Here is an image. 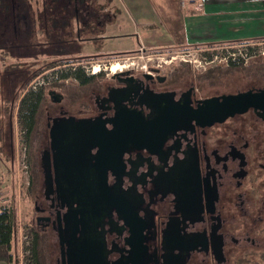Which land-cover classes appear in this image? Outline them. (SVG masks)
<instances>
[{
  "label": "flooded vegetation",
  "instance_id": "flooded-vegetation-1",
  "mask_svg": "<svg viewBox=\"0 0 264 264\" xmlns=\"http://www.w3.org/2000/svg\"><path fill=\"white\" fill-rule=\"evenodd\" d=\"M38 1L6 0L0 35L11 52L28 38L31 24L43 38L35 46L54 57L123 59L143 49L102 51L111 38L105 27L120 13L108 9L111 0H41L37 11ZM82 69L95 76L92 83L97 79ZM175 71L112 70L77 115L61 104L65 95L47 91L57 108L46 110L43 182L41 156L50 149L53 121L84 119L93 130L86 126L83 140L70 130L66 147L83 154L85 163L74 154L71 177L56 179L51 155L50 172L54 182H85L93 189L58 195L54 187L34 198L41 264H229L247 256L249 243L256 245L253 235L264 230V111L251 108L211 125L183 120L204 100L264 86L204 94L210 82ZM137 114L145 119L144 135L131 118ZM112 119H118L114 131ZM164 119H171L168 129ZM77 199L85 200L83 212ZM21 234L24 259L34 239Z\"/></svg>",
  "mask_w": 264,
  "mask_h": 264
},
{
  "label": "rangeland",
  "instance_id": "rangeland-1",
  "mask_svg": "<svg viewBox=\"0 0 264 264\" xmlns=\"http://www.w3.org/2000/svg\"><path fill=\"white\" fill-rule=\"evenodd\" d=\"M30 1L33 0L24 2L28 5ZM38 2L37 11L42 9L41 0ZM176 6L177 1L175 0H167L163 3L157 0H111L108 9L112 10L114 7L120 9L123 19L129 22V32L134 34L118 41L103 43L106 47L102 50L103 52L137 49L138 40L150 33L156 39L164 35L173 42L168 45L169 47L164 46L160 49H150L144 45L139 54L123 59L82 57L77 61L75 57L67 59L65 55L63 57L50 56L41 51L38 46H34L43 38L38 35L39 31L33 24L27 31L28 38L19 40L18 50L11 52L6 45L0 44L5 50L0 49V206L4 205L14 209L17 215V227L34 218V198L43 194L44 183L40 168V155L46 142V110L57 108L50 103L47 97L39 113L37 128L27 147L17 122L19 100L13 108L11 103L14 99L13 89L21 85L30 76L29 74L39 70L25 89L43 85L45 93L55 90L65 95L61 104L65 106L69 115H77V111L82 109L80 104H88L89 95L92 91L97 93L98 86H105L112 70L116 72V66L122 70L138 69L142 72L147 67L155 66L160 69L161 74L176 70L175 74L183 73L184 76L197 73L202 76V79L210 82L205 87L204 94L235 93L252 86H264V37L238 44L202 46L180 44L183 35L182 21ZM202 8V4L196 5L197 11ZM33 12L32 9L31 17H33ZM2 17L3 14L0 12V18ZM150 24H154L155 27L150 28ZM232 62L238 65L232 66ZM47 65L50 66L47 67ZM71 67H82L89 73L93 71L94 75L99 76L100 73L104 75L101 78L97 76V79L88 86H79L69 79L67 81L56 80V72ZM184 69H189L191 73H185L188 71H183ZM22 94L20 93L19 96L21 97ZM31 195L33 200L29 198ZM252 238L256 245L251 247L249 243L247 256L232 259L229 264H264V230L254 234ZM22 242L20 230L17 236L20 263L23 259Z\"/></svg>",
  "mask_w": 264,
  "mask_h": 264
},
{
  "label": "crops",
  "instance_id": "crops-1",
  "mask_svg": "<svg viewBox=\"0 0 264 264\" xmlns=\"http://www.w3.org/2000/svg\"><path fill=\"white\" fill-rule=\"evenodd\" d=\"M167 0H157L166 2ZM174 1V0H173ZM181 17L182 40L180 44L202 46L213 44H238L264 37V0H175ZM202 4L197 11L196 5ZM118 5V4H117ZM120 13L107 25L108 40L118 41L131 36L128 20ZM154 28V24L149 25ZM167 36L156 39L151 33L138 40V48L147 45L160 49L173 44ZM178 44V43H176ZM126 50V49H124ZM0 264H9L0 262Z\"/></svg>",
  "mask_w": 264,
  "mask_h": 264
},
{
  "label": "water",
  "instance_id": "water-1",
  "mask_svg": "<svg viewBox=\"0 0 264 264\" xmlns=\"http://www.w3.org/2000/svg\"><path fill=\"white\" fill-rule=\"evenodd\" d=\"M251 108L264 111V89L256 91L248 90L237 94L212 97L204 100L201 102V105L198 106L197 110L191 112V115H186L183 121L185 122L189 119V121L195 120L196 123H198L199 120L206 119V125H211L213 123L223 122L226 118L232 117L236 114H243ZM131 118L136 120L137 131L144 135L148 130V128H146L145 119L139 116V114L136 116L132 115ZM117 120L118 119H112V131L115 129ZM91 124L92 123L87 122L84 119L75 121L74 118H60L59 120L53 121L52 126L49 129L50 149L44 151L41 156L44 173V193L46 195L49 193L51 194L54 187L58 195L67 194L70 190L76 195L84 196L86 194H91L93 187L89 186L87 183L70 182L69 184V182H54L50 172V157L52 155V162L55 170L54 177H56V179L71 177V172L73 170L71 167L75 166L76 162L70 163V157L76 153H72L70 149L66 147L67 133L70 132V130H73L76 132L75 138L83 140L86 134L85 131H88L86 126L90 130H93V128L89 127ZM170 124L171 119H164V126L167 129L170 127ZM100 129L101 131L106 132L103 127ZM56 149L58 151H56ZM76 156L81 164L85 163V156L83 154H76ZM75 202L78 204L79 211L83 212V203L85 200L77 199Z\"/></svg>",
  "mask_w": 264,
  "mask_h": 264
},
{
  "label": "trees",
  "instance_id": "trees-1",
  "mask_svg": "<svg viewBox=\"0 0 264 264\" xmlns=\"http://www.w3.org/2000/svg\"><path fill=\"white\" fill-rule=\"evenodd\" d=\"M5 4L6 0H0V7L2 6L0 12L2 14H6L4 8ZM3 22L4 18L2 17L0 18V30L1 26L3 28ZM10 24L11 22H9V26ZM3 41L4 40H1L0 35V44L3 43ZM1 47L3 46L0 45V49H2V51H5ZM1 55L3 56V54ZM50 65H47V67H49ZM231 65L236 66L238 64L232 62ZM59 71L60 72H56V80L72 79L75 80L79 86L89 85L95 78V76H87L81 67H71L67 70ZM38 72L39 70L34 72L33 74H29L30 76L21 85L15 86V88L13 89L14 99L11 105L13 108L15 106L16 101L19 100L17 108V122L21 133L24 135L23 137L24 141H26L27 147H29L31 143V137L35 132V129L37 128L39 113L41 112L45 102L47 101V95L45 93L43 85H38L34 86V88L25 89L27 84L31 81V79H34L36 77V74ZM20 93H23L21 97L19 96ZM29 198L33 200L32 195L31 197L29 196ZM16 216L17 215L13 208H9L4 205L0 206V262H5L9 264H21L19 261L20 257L18 255L17 236L19 234V231L22 229L25 232L27 231L28 234L30 233V235L34 239V241H32L31 247H25V251H27L28 254L27 257H24L23 264H41L37 256L40 249V239H38L39 237L35 228L36 225L34 220L32 219L30 222H23L20 227H17Z\"/></svg>",
  "mask_w": 264,
  "mask_h": 264
},
{
  "label": "bare ground",
  "instance_id": "bare-ground-1",
  "mask_svg": "<svg viewBox=\"0 0 264 264\" xmlns=\"http://www.w3.org/2000/svg\"><path fill=\"white\" fill-rule=\"evenodd\" d=\"M94 70H95V69H94ZM120 70H122V69H120L118 66H116L115 71L118 72V71H120ZM96 71H97V69H96Z\"/></svg>",
  "mask_w": 264,
  "mask_h": 264
},
{
  "label": "built area",
  "instance_id": "built-area-1",
  "mask_svg": "<svg viewBox=\"0 0 264 264\" xmlns=\"http://www.w3.org/2000/svg\"><path fill=\"white\" fill-rule=\"evenodd\" d=\"M34 88V87H33Z\"/></svg>",
  "mask_w": 264,
  "mask_h": 264
}]
</instances>
